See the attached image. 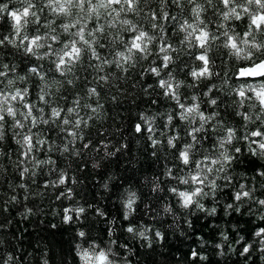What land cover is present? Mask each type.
<instances>
[{"label": "snow or ice", "instance_id": "6c2138e0", "mask_svg": "<svg viewBox=\"0 0 264 264\" xmlns=\"http://www.w3.org/2000/svg\"><path fill=\"white\" fill-rule=\"evenodd\" d=\"M18 2L0 0V21L8 25L0 29V156L15 157L17 187L36 184L39 172L45 189L65 186L55 199L73 201L72 185L87 176L78 180L67 171L57 172L54 149L77 158L95 152L91 162L77 166L89 176L130 151L131 140L110 149L111 133H99L100 139L93 141L83 131L92 114L103 109L105 85L109 90L116 86L106 68L119 69L123 76L117 79L127 80L139 65L138 79L148 78L142 88L151 97L148 103L166 109L159 123L141 111L127 130L117 129L122 140L130 135L142 139L160 164L159 172L135 185L123 180L113 185L123 223L96 207L95 215L109 224L101 239L88 226L91 202L63 207V223L75 226L73 264H133L137 245L120 243L117 233L139 238L144 242L139 247L153 249L154 242L165 240L164 217H171L168 228L183 234L194 218L211 222L221 213L222 218L246 216L256 226L245 238L228 220L236 234L230 240L223 225H213L223 229L217 254L226 256L238 246L244 264L264 260V0H158L155 6L148 0ZM141 13L146 24L135 20ZM92 98V104L82 103ZM110 99L118 101L115 94ZM84 109L87 119L81 115ZM245 161L248 167L241 171ZM53 173L56 179L49 180ZM103 187L112 190L107 182ZM29 199L13 192L0 199V214L15 204L27 218L33 213L25 203ZM143 217L147 223L141 222ZM8 223V217L0 221V232ZM253 253L259 255L254 259ZM17 259L12 251L0 254V264H16ZM189 259L190 264H206L208 256L192 249ZM62 264H68L66 257Z\"/></svg>", "mask_w": 264, "mask_h": 264}, {"label": "trees", "instance_id": "16d2710c", "mask_svg": "<svg viewBox=\"0 0 264 264\" xmlns=\"http://www.w3.org/2000/svg\"><path fill=\"white\" fill-rule=\"evenodd\" d=\"M2 2L7 3L9 0H2ZM148 3L155 6L158 0H148ZM11 4L19 6L18 0H11ZM142 7L145 12L148 11V4H144ZM174 14L180 16L179 13L174 12ZM128 18L133 19L131 16ZM180 18L183 19L182 16ZM135 20L142 21L144 24L147 23V21H143V13L135 17ZM7 26V23L0 21V29ZM167 27H171V23L167 24ZM15 62L19 65L20 60L18 57ZM142 63L146 68L147 63ZM105 71H111V83L116 86L111 87L109 90V86L105 85V91L108 95L105 97L102 94L100 97V104L103 105V109H98L97 113L92 114L94 119L88 122L89 127L84 128L83 131L86 135L90 134L93 141L100 139L99 133H111L112 135L109 136L110 149L117 142L131 140L132 143L130 151L126 155H120L110 162L102 164L101 168L93 171L90 176L87 172L81 173L78 171L77 166L82 165L85 160L91 162L92 158L97 157L95 152H85L84 155L77 158L54 149V158L59 157L57 172L60 170L67 171L69 175L78 180L81 176H87L82 183L72 185L74 190L73 201L64 198L55 199L57 192L65 186L45 189L40 184L45 178L39 172L36 177V184H30L27 188L17 187L19 179L15 167V157L6 159L0 156V199L9 197L13 192L18 198L27 194L30 199L25 203L28 207H33V213L29 214L27 218L16 211L15 204H9L8 212L0 214V221L4 220L5 217L9 218V223L4 231L0 232V249L3 250L0 254L7 255L9 251L15 252L18 257L16 264H19L20 259H23L24 264H43L44 259L49 260L50 264H62L65 257L68 264H73L71 249L73 247L75 226L63 223V207H74V201L79 204L91 202L93 209L88 213V226L91 228L93 236L104 239L109 224L107 220L95 215L96 207L105 212L109 218H116L118 223H123L118 219L122 207L117 190L113 189V185H119L121 180L135 185L143 176L160 171V164L150 157L142 139L130 135L122 140L121 135L117 133V129H120L121 132L127 130L135 122L141 111L156 116V122L159 123L162 119L161 114L166 111L164 105H150L148 103L151 97L145 95L142 91L148 78L138 79L139 65L132 71L131 77L127 80L117 79V77L123 76L119 69L109 70L106 68ZM17 83L19 84L20 81L18 80ZM191 91L190 89L189 92ZM113 94L117 96L118 101H111L110 98ZM83 95L84 93L81 91V96ZM94 99L82 100V103L92 104ZM87 114V109L81 111V115L85 116L86 119ZM53 139L56 140V146L63 147L59 139L56 137H53ZM76 147H80L79 141ZM5 148L9 153L13 152V147L9 146L7 141L5 142ZM25 166L32 167L30 163H26ZM247 167L248 163L245 161L241 164L240 170L243 171ZM47 170V167H45V172ZM108 177L112 179L109 180ZM48 179H56V174L53 173L48 176ZM105 182L109 184V189L112 190L104 189L103 184ZM139 218L138 213L137 219ZM163 219L165 221L164 228L167 229L165 240L161 243L154 242L153 249L139 247V244L144 243L139 238L132 239L123 232L117 233L120 236V243L127 242L130 245H137V251L132 256L133 264H190L189 253L192 249L208 256L206 264H244V258L238 255V246L236 252H228L226 256L217 254L215 244L222 242L219 232L223 229L213 225H223L230 234V240L236 234L231 232V227L227 223L228 220H231L233 224H237L238 229L245 238H250V234L256 226V222H249V218L246 216L222 218L221 213L211 222L203 218H194L192 228L183 230V234H181V230L168 228L167 222L171 217H164ZM147 221L148 217H143L141 222L147 223ZM52 225H56V227L53 228ZM153 226L159 228V225ZM17 237L19 238L17 239ZM41 253H43V256H41ZM257 255L259 254L253 253V258L255 259ZM248 264H253V261H249ZM255 264H264V260L255 261Z\"/></svg>", "mask_w": 264, "mask_h": 264}]
</instances>
